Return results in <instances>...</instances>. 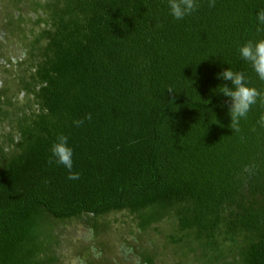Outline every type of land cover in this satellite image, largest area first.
<instances>
[{"label":"trees","instance_id":"obj_1","mask_svg":"<svg viewBox=\"0 0 264 264\" xmlns=\"http://www.w3.org/2000/svg\"><path fill=\"white\" fill-rule=\"evenodd\" d=\"M10 1L3 74L14 65L5 42L23 49L21 75L0 85V264H59L71 244L61 225L82 221L105 241L102 219L120 212L141 233L172 223L164 249L179 264H264V105L234 133L214 91L231 86L217 75L229 67L264 91L239 53L264 38V0H196L181 20L168 0H31L29 19L24 0ZM60 134L79 179L49 163ZM103 240L75 249L86 264H113Z\"/></svg>","mask_w":264,"mask_h":264},{"label":"rangeland","instance_id":"obj_2","mask_svg":"<svg viewBox=\"0 0 264 264\" xmlns=\"http://www.w3.org/2000/svg\"><path fill=\"white\" fill-rule=\"evenodd\" d=\"M31 0H24L22 3L24 15L26 19L32 17V13H29V5ZM16 6L11 3L10 0H0V13L2 14H17L15 10ZM29 8V9H28ZM26 29L30 28V25H25ZM23 45L19 40L15 38L5 42L2 52L6 57L13 58L14 65L6 66L9 71L6 74L2 73L0 67V85L2 84L1 78L10 79L21 75V70L17 68L16 63L22 56ZM131 217L125 212L112 213L104 219L110 226V231L105 234V241L102 236L92 237L91 231L88 226L82 221L67 222L61 225L60 231L64 237V240L71 239V244L68 246L64 244V247L60 249L59 264H86L87 261L83 260L79 256L75 245H92L97 246L102 240L105 243H111L112 246L117 248L116 252L111 257L113 264H145L140 257V253L148 251L155 253L159 257L157 264H179L177 256L172 253L170 249H164L166 244V237L173 233L174 225L170 222H165L158 226V231L148 230L141 233L136 227L135 223L131 221ZM101 220V221H102ZM98 238L100 240H98ZM106 238L107 241H106ZM113 243V244H112ZM97 256V252H95ZM85 261V262H84ZM186 264H189L185 262Z\"/></svg>","mask_w":264,"mask_h":264},{"label":"clouds","instance_id":"obj_3","mask_svg":"<svg viewBox=\"0 0 264 264\" xmlns=\"http://www.w3.org/2000/svg\"><path fill=\"white\" fill-rule=\"evenodd\" d=\"M170 14L177 20L183 19L187 15H191L196 11L198 5L196 0H168ZM209 6H215V0H209ZM257 20L260 26H264V10L257 14ZM258 26L257 31H264V27ZM239 53L243 60L248 62L259 80L264 81V38L259 40H248L239 47ZM224 81H230L231 86L227 83L218 86V94L228 99L225 103L228 106V114L230 116L229 128L234 133L241 131L240 122L247 118L248 113L258 102L264 105V91L251 84L250 78L243 71L235 72L230 67L217 74ZM169 92H175L168 89ZM175 98V97H173ZM91 114L83 119L74 121L77 127L84 124L85 119L91 120ZM258 124L264 127V115H261ZM52 157L49 163L63 165L69 172L68 178L71 180L79 179V173L73 172V149L68 143V136L60 134L53 143Z\"/></svg>","mask_w":264,"mask_h":264}]
</instances>
